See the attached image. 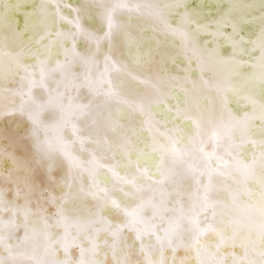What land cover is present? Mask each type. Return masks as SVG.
I'll return each instance as SVG.
<instances>
[{"label": "snow or ice", "instance_id": "obj_1", "mask_svg": "<svg viewBox=\"0 0 264 264\" xmlns=\"http://www.w3.org/2000/svg\"><path fill=\"white\" fill-rule=\"evenodd\" d=\"M36 2L0 25L30 38ZM231 3L66 0L0 63V264H264V13Z\"/></svg>", "mask_w": 264, "mask_h": 264}, {"label": "bare ground", "instance_id": "obj_2", "mask_svg": "<svg viewBox=\"0 0 264 264\" xmlns=\"http://www.w3.org/2000/svg\"><path fill=\"white\" fill-rule=\"evenodd\" d=\"M20 4L32 3V0H18ZM66 0H37L33 7L35 8V15L33 21L35 27H30L32 33L30 38H24L19 33L15 32L7 26V17L4 18L3 25H0V63L5 66L11 64L16 68L23 62L25 55L31 56L34 52L44 53L49 41L55 37L57 14L55 5L62 6ZM214 0H204V4L193 15L203 14L208 11V5L212 4ZM2 7H8V0H3ZM233 9H237L242 15L251 19L259 17L264 13V0H232L230 5ZM125 19H128L125 17ZM221 19H228L229 17H221ZM257 23L260 21L257 20ZM133 30L142 21L136 17L131 18ZM49 32L52 36H49ZM43 38V39H42ZM58 40V38H56ZM37 43L38 41H41ZM39 86V85H37ZM29 110L32 111L36 120L35 132L36 135L43 139L45 135L51 136L52 129L60 122L59 112L53 111V106L46 101L33 95L28 101ZM16 122L10 120L9 126L15 127ZM105 179H108L107 177Z\"/></svg>", "mask_w": 264, "mask_h": 264}]
</instances>
